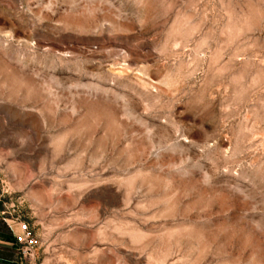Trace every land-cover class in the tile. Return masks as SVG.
<instances>
[{
    "label": "rangeland",
    "instance_id": "1",
    "mask_svg": "<svg viewBox=\"0 0 264 264\" xmlns=\"http://www.w3.org/2000/svg\"><path fill=\"white\" fill-rule=\"evenodd\" d=\"M0 88L42 264H264V0H0Z\"/></svg>",
    "mask_w": 264,
    "mask_h": 264
},
{
    "label": "built area",
    "instance_id": "2",
    "mask_svg": "<svg viewBox=\"0 0 264 264\" xmlns=\"http://www.w3.org/2000/svg\"><path fill=\"white\" fill-rule=\"evenodd\" d=\"M14 237L18 247L19 264H42L28 222L22 220L17 222Z\"/></svg>",
    "mask_w": 264,
    "mask_h": 264
},
{
    "label": "crops",
    "instance_id": "3",
    "mask_svg": "<svg viewBox=\"0 0 264 264\" xmlns=\"http://www.w3.org/2000/svg\"><path fill=\"white\" fill-rule=\"evenodd\" d=\"M6 232L0 224V264H19L18 247L15 242V231Z\"/></svg>",
    "mask_w": 264,
    "mask_h": 264
},
{
    "label": "bare ground",
    "instance_id": "4",
    "mask_svg": "<svg viewBox=\"0 0 264 264\" xmlns=\"http://www.w3.org/2000/svg\"><path fill=\"white\" fill-rule=\"evenodd\" d=\"M3 88V87H2ZM2 88H0L1 89V91H3V89ZM4 89H5V87H4Z\"/></svg>",
    "mask_w": 264,
    "mask_h": 264
}]
</instances>
